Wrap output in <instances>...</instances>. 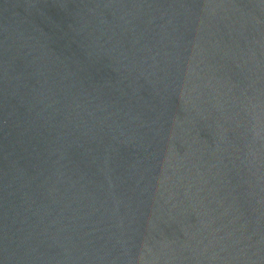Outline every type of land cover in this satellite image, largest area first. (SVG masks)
I'll list each match as a JSON object with an SVG mask.
<instances>
[{
	"label": "water",
	"instance_id": "obj_1",
	"mask_svg": "<svg viewBox=\"0 0 264 264\" xmlns=\"http://www.w3.org/2000/svg\"><path fill=\"white\" fill-rule=\"evenodd\" d=\"M0 264H264V0H0Z\"/></svg>",
	"mask_w": 264,
	"mask_h": 264
}]
</instances>
